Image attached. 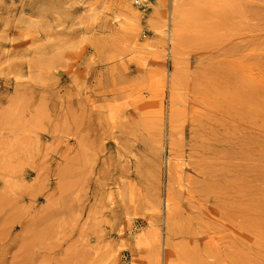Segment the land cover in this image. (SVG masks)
Returning <instances> with one entry per match:
<instances>
[{
    "label": "rangeland",
    "instance_id": "obj_1",
    "mask_svg": "<svg viewBox=\"0 0 264 264\" xmlns=\"http://www.w3.org/2000/svg\"><path fill=\"white\" fill-rule=\"evenodd\" d=\"M0 264H264V0H0Z\"/></svg>",
    "mask_w": 264,
    "mask_h": 264
},
{
    "label": "bare ground",
    "instance_id": "obj_2",
    "mask_svg": "<svg viewBox=\"0 0 264 264\" xmlns=\"http://www.w3.org/2000/svg\"><path fill=\"white\" fill-rule=\"evenodd\" d=\"M175 1H177V0H175ZM138 3H139V2H138ZM174 3H175V2H174ZM129 4H130V3H129ZM129 4H128V5H129ZM130 7H131V6H130ZM162 18H163V17H162ZM161 20H162V19H161ZM160 23H161V22H160ZM162 23H163V22H162ZM162 26H163V24H162ZM164 27H165V26H164ZM163 29H164V28H163ZM163 29H162V30H163ZM162 30H161V31H162ZM158 31H159V30H158ZM174 35L176 36V34H174ZM174 38H175V37H174ZM173 40H174V39H173ZM176 41H177V40H176ZM148 45H149V44H148ZM148 45H146L147 48H148ZM149 46H150V45H149ZM144 48H146L145 45H144ZM236 68H237V67H236ZM242 70H243V69H242ZM244 70H245V69H244ZM244 72H245V71H244ZM245 75H246V73H245ZM245 75H243V73H242V76H245ZM249 75H250V74H249ZM246 76H248V75H246ZM246 76H245V77H246ZM252 78H253V77H252ZM252 78H251V79H252ZM260 78H261V77H260ZM256 79H257V78H255V80H256ZM249 80H250V79H249ZM253 80H254V79H253ZM255 82H256V81H255Z\"/></svg>",
    "mask_w": 264,
    "mask_h": 264
}]
</instances>
